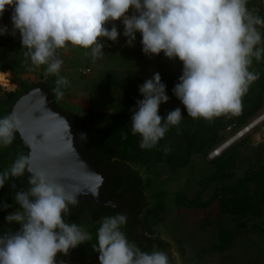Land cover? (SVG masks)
<instances>
[{"label": "clouds", "instance_id": "1", "mask_svg": "<svg viewBox=\"0 0 264 264\" xmlns=\"http://www.w3.org/2000/svg\"><path fill=\"white\" fill-rule=\"evenodd\" d=\"M9 7L12 34L19 32L24 56L33 66L46 65V73L57 76L53 92L58 98L69 83L59 75L63 60L58 51L71 45L90 50L93 59L101 58V40L116 42L121 35L116 21L124 26L127 46H134L140 33L145 55L163 53L182 62L173 93L193 119L235 114L259 78L249 69L253 58L264 56V47H257L262 43L257 26L264 27V19L249 11L247 0H0V17ZM6 33L7 26L0 27V35ZM139 93L143 99L132 112L131 132L141 137V148L151 149L170 126L178 128L183 115L179 107L166 117L159 115L160 105L169 101L159 72L139 86ZM20 127L15 112L0 118V145H10ZM26 171L30 187L15 194L19 209L5 217L20 229L0 236V264H57L58 253L67 255L91 240L88 232L64 217L80 196L95 197L98 192L70 191L54 173L34 169L29 155H20L0 173V188ZM127 219L121 212L102 218L93 246L99 264H169L166 252L142 251L129 243L121 231Z\"/></svg>", "mask_w": 264, "mask_h": 264}, {"label": "rangeland", "instance_id": "2", "mask_svg": "<svg viewBox=\"0 0 264 264\" xmlns=\"http://www.w3.org/2000/svg\"><path fill=\"white\" fill-rule=\"evenodd\" d=\"M12 11L9 7L0 17L8 33L7 39H0V67L7 69L0 72V81L9 86L0 85V91L20 90L21 85L41 78L56 86L57 76L47 74L46 65L37 68L24 56L19 32L12 34ZM114 23L121 35L113 50L103 49L101 58L93 59L90 50L71 45L58 51L63 60L59 75L69 83L61 89L63 95L56 97L57 102L66 111L90 110L102 115L92 130L99 139L110 128L114 116L122 113L123 104H128L132 111L121 131L132 139L131 115L136 102L143 99L139 86L159 72L169 96V101L160 105L159 115L166 117L179 107L183 118L178 128L169 127L155 147L143 149L139 142L135 148L137 160L130 162L147 185L149 203L144 220L148 234L169 243L168 256L175 264H264V207L261 211L253 209L256 185L264 181V60L257 72L259 78L242 97L235 114L210 121L193 119L173 93L182 75V62L163 66L154 56L145 55L140 33H136L134 46H127L122 22ZM83 69H91V73L84 75ZM244 105L250 108L245 118ZM236 153L239 156L234 160ZM158 156L164 161L149 163ZM225 186L232 192L224 198L220 191ZM160 193L166 195L163 211L156 209ZM73 222L92 232L97 240L101 220L92 223L90 215L84 214L69 223ZM19 229V224L0 218V236ZM233 232L238 235L230 239ZM56 261L99 264L97 257L79 246L67 255L58 253Z\"/></svg>", "mask_w": 264, "mask_h": 264}, {"label": "trees", "instance_id": "3", "mask_svg": "<svg viewBox=\"0 0 264 264\" xmlns=\"http://www.w3.org/2000/svg\"><path fill=\"white\" fill-rule=\"evenodd\" d=\"M257 6H259L258 10ZM247 7L249 11H251L254 15H258L260 18L264 19V17L262 16L263 9L260 0L247 1ZM257 28L261 33H263L264 27L257 26ZM262 47H264V45ZM263 60L264 56H262L259 61L253 58L252 65L249 70L254 73H257L260 69ZM160 62L163 63V66H167L169 63H181L178 59L170 60L166 58L164 54ZM0 72L5 73L7 72V69L0 67ZM165 73L166 75L170 74L168 69L165 70ZM42 81L43 79L41 78L35 83L29 85L23 84L21 85L22 88L20 90H15L12 92L0 91V118H4L5 116L11 114L12 109L19 97L32 87L41 83ZM45 82L52 90L56 88V86L52 85L50 82ZM0 85L9 87L1 81ZM54 96L57 106L60 109L64 110L63 107L57 102V96L55 95V93ZM243 107L244 108H242V112L245 118L247 117L250 108H246L245 105ZM131 111L132 110L128 106V104H123L122 113L114 116V121L112 122L110 128L106 131L104 137L100 139L92 135V130L94 122L96 121V119L102 117V115L90 110H84L79 112H66L70 113L75 120L76 130L78 132V136L82 143V148L85 154L88 156V158L98 170H100L102 173L106 174L109 177V181L104 187L105 195L111 200L122 202L125 197L133 193V201L126 202L124 204V207L130 209V211L136 214L137 216H140L141 221L145 224L144 216L148 207L145 203L147 185L140 173L130 165V162H135L137 160V156L135 155V148L140 142L139 135L131 134L132 139H129L121 131V128L127 122L128 116H130ZM20 155H29V148L17 133L13 142L10 145H8L7 147L0 145V173L10 168L14 161ZM238 156L239 153H236L234 160ZM162 161H164V158L162 156H158V158L149 160V163L156 164ZM116 170L118 171L116 172ZM29 176L30 173L26 171L22 177L11 178L10 180L5 182L3 188H0V218L6 217V215H8L9 213L19 209V205L15 201V194L18 191H27L29 189ZM220 192V196L225 198L231 194L232 188H230L229 186H225ZM254 194L255 199L253 202V209L255 211H261L264 207V181L256 185ZM178 195L182 196L180 194ZM157 196L161 200L156 206V209L158 211H163L165 207L163 204V200L165 199L166 195L165 193H160L157 194ZM178 200L183 202L182 199L178 198ZM5 204L9 205V207L5 208ZM117 212L120 211L116 208L97 204L92 198L85 197L82 199L81 202H79L77 206H70L69 214H67L64 218L66 222L69 223L70 221H74L80 218L84 214H89L92 219V223H97L100 221L101 217L112 216L115 215ZM125 224L126 235L129 243L134 244L142 251L149 252L150 248L144 246L135 237L134 229L128 223V220ZM100 225L101 224L98 225V228L100 227ZM88 233L91 235V240L79 245V248L82 251H86L88 255L98 258V252L93 249V246L97 244V240H95L92 232ZM237 235L238 232H233L229 235V237L230 239H233ZM227 237L225 236V238ZM167 246H169V243L166 241L157 242V249L165 250ZM169 264L175 263L169 259Z\"/></svg>", "mask_w": 264, "mask_h": 264}, {"label": "water", "instance_id": "4", "mask_svg": "<svg viewBox=\"0 0 264 264\" xmlns=\"http://www.w3.org/2000/svg\"><path fill=\"white\" fill-rule=\"evenodd\" d=\"M12 112L21 120L18 135L29 148L34 169L44 168L54 173L70 191L98 192L95 197L91 194L80 196L79 202L91 197L97 204L124 211L120 201L105 195L104 187L109 177L85 154L73 116L57 106L54 92L45 81L23 93ZM121 231L124 233L122 226Z\"/></svg>", "mask_w": 264, "mask_h": 264}, {"label": "flooded vegetation", "instance_id": "5", "mask_svg": "<svg viewBox=\"0 0 264 264\" xmlns=\"http://www.w3.org/2000/svg\"><path fill=\"white\" fill-rule=\"evenodd\" d=\"M118 170H116L117 172ZM91 198V197H90ZM133 198H134V194H130L129 196L125 197L123 200H122V206H123V209L124 211H120L121 213H126L127 216H128V223L133 227L134 229V233H135V237L137 238V240L139 242H141L144 246L146 247H149L150 250L149 252L153 251V250H164V249H157V242L158 241H165L164 239H161L159 237H151L148 232H147V229H146V226L145 224L141 221V218L140 216H137L136 214L132 213L130 211V209H127L126 207H124V204L126 202H132L133 201ZM145 203L147 204L148 206V198H147V194H146V199H145ZM102 218H100V220L102 221ZM126 224L124 225H121L123 228H124V234L125 236L127 237L126 235V227H125ZM170 246V245H169ZM169 246L166 247V249L164 251H166L167 254L168 253V248Z\"/></svg>", "mask_w": 264, "mask_h": 264}, {"label": "built area", "instance_id": "6", "mask_svg": "<svg viewBox=\"0 0 264 264\" xmlns=\"http://www.w3.org/2000/svg\"><path fill=\"white\" fill-rule=\"evenodd\" d=\"M260 2H261V6H262V9L264 12V0H260ZM106 26L110 29L112 27V23H109ZM0 27H4L2 18L0 20ZM261 35H262V43L260 45H258L257 47H262L264 45V35H263V33H261ZM7 38H8V33H6L4 35H0V39H7ZM101 43H103V45H104V48H103L104 50H113L115 47V42L107 40L106 38L102 39ZM162 57H163V53H161L158 56H154V58H156L158 60H161ZM90 73H91V69H83L82 70V74H84V75H89Z\"/></svg>", "mask_w": 264, "mask_h": 264}, {"label": "bare ground", "instance_id": "7", "mask_svg": "<svg viewBox=\"0 0 264 264\" xmlns=\"http://www.w3.org/2000/svg\"><path fill=\"white\" fill-rule=\"evenodd\" d=\"M252 126H254V124L252 125ZM252 126H251V128H252ZM249 129V128H248ZM242 135V134H241ZM241 137V136H240ZM225 147H223V148H221V151L224 149Z\"/></svg>", "mask_w": 264, "mask_h": 264}]
</instances>
